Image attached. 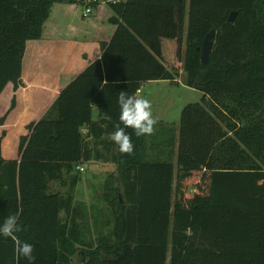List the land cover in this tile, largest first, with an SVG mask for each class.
Masks as SVG:
<instances>
[{"label": "trees", "instance_id": "trees-1", "mask_svg": "<svg viewBox=\"0 0 264 264\" xmlns=\"http://www.w3.org/2000/svg\"><path fill=\"white\" fill-rule=\"evenodd\" d=\"M57 3L75 0H0V95L12 86L0 125L16 106L27 42L41 39ZM106 5L113 28L98 42L99 58L25 126L16 158L3 157L0 131V223L19 218L17 236L34 245L35 264H264V0ZM212 29L202 63L201 44ZM180 72L201 101L181 109L177 136L158 143L126 128L134 152L114 143L116 174L102 193L113 223L93 245V224L70 198L50 193L49 181L63 184L76 165L107 158L110 133L123 127L121 91L136 96L142 83L172 81ZM148 140L156 146L150 151ZM78 248L79 260H70ZM0 264L29 262L0 237Z\"/></svg>", "mask_w": 264, "mask_h": 264}, {"label": "crops", "instance_id": "crops-1", "mask_svg": "<svg viewBox=\"0 0 264 264\" xmlns=\"http://www.w3.org/2000/svg\"><path fill=\"white\" fill-rule=\"evenodd\" d=\"M78 3L83 4V1L75 0L73 4L57 3L50 18L45 22L41 39L27 42L22 84L16 91V106L7 115L4 124L0 125V131L5 132L2 144V154L5 159L18 156V140L20 135L26 133L25 126L41 118L60 89L82 71L89 61L99 58L98 42L107 40L112 32L113 27L107 22L111 12L106 4L99 3L89 14L84 15V9L79 8ZM61 49H63V60L54 59L56 52ZM175 80L179 79L173 81ZM159 81L142 83L136 96L141 97L145 84ZM11 96L12 86L7 84L0 95V116L9 107ZM97 116V109L93 107L92 119L96 120ZM81 131L85 134L86 128ZM177 135L178 130H176ZM109 140L110 138L107 141ZM110 141L107 158L90 161L96 165L95 171L106 172L108 175L116 174V164L113 161L116 147L114 142ZM149 147L156 146L150 144L148 140L147 150ZM157 147L164 149L161 144ZM88 163L82 164L86 167Z\"/></svg>", "mask_w": 264, "mask_h": 264}, {"label": "rangeland", "instance_id": "rangeland-1", "mask_svg": "<svg viewBox=\"0 0 264 264\" xmlns=\"http://www.w3.org/2000/svg\"><path fill=\"white\" fill-rule=\"evenodd\" d=\"M83 4L78 3V6L83 9ZM56 53L54 59L62 61L63 49ZM177 79L179 80L150 82L143 87L141 97L151 102L153 117L157 120L154 125V132L147 135V139L153 142L160 143L165 138L172 137L174 133L176 135L181 109L188 103L201 101L203 93L184 84L183 74L177 75ZM5 155L7 154L5 153ZM95 169L94 162H89L85 171L77 173L72 170L71 174L64 178L63 185H60L58 180H52L48 183L50 193L59 192L63 197H66L67 201L70 198L73 206L83 212L85 223L87 225L93 224L91 226L92 229L94 228L91 231L94 236L92 238L93 243L90 241L93 245L99 244V240L103 236H109L113 223L111 211L105 207L102 198L105 182L111 178L106 172H97ZM76 175L77 177H75ZM75 178L77 179L74 182ZM65 208L63 207L60 211L61 222L66 220ZM101 214L103 215L100 217ZM75 219L76 222H79L82 217L78 215ZM86 235L83 233L80 237L84 240ZM77 252L69 257L70 260H79V248Z\"/></svg>", "mask_w": 264, "mask_h": 264}, {"label": "clouds", "instance_id": "clouds-1", "mask_svg": "<svg viewBox=\"0 0 264 264\" xmlns=\"http://www.w3.org/2000/svg\"><path fill=\"white\" fill-rule=\"evenodd\" d=\"M120 106L119 120L123 127H117L116 131L110 133L109 138L119 146L122 153L131 154L134 152V144L131 136L125 131L132 128L136 136L151 135L157 120L153 117L152 105L148 99L130 95L121 91L118 96ZM19 218L16 215H9L0 223V237L10 238L15 244V252L18 257L26 258L29 264H35L34 245L27 241H21L17 233L22 230Z\"/></svg>", "mask_w": 264, "mask_h": 264}, {"label": "water", "instance_id": "water-1", "mask_svg": "<svg viewBox=\"0 0 264 264\" xmlns=\"http://www.w3.org/2000/svg\"><path fill=\"white\" fill-rule=\"evenodd\" d=\"M236 17V12L231 11L227 16V21L232 22ZM213 37H214V30H210L204 37L202 44H201V62L206 63L209 59L210 52L213 46Z\"/></svg>", "mask_w": 264, "mask_h": 264}, {"label": "built area", "instance_id": "built-area-1", "mask_svg": "<svg viewBox=\"0 0 264 264\" xmlns=\"http://www.w3.org/2000/svg\"><path fill=\"white\" fill-rule=\"evenodd\" d=\"M121 0H83V6H84V15H87L91 12V9L94 8L95 5L99 3H104L106 4L107 2H119ZM94 5V6H93ZM76 170L79 172H82L85 170V165L83 164H78L75 166Z\"/></svg>", "mask_w": 264, "mask_h": 264}]
</instances>
